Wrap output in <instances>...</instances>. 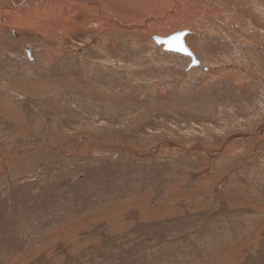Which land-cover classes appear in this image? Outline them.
Masks as SVG:
<instances>
[{
    "label": "rangeland",
    "instance_id": "1",
    "mask_svg": "<svg viewBox=\"0 0 264 264\" xmlns=\"http://www.w3.org/2000/svg\"><path fill=\"white\" fill-rule=\"evenodd\" d=\"M0 264H264V0H0Z\"/></svg>",
    "mask_w": 264,
    "mask_h": 264
},
{
    "label": "water",
    "instance_id": "2",
    "mask_svg": "<svg viewBox=\"0 0 264 264\" xmlns=\"http://www.w3.org/2000/svg\"><path fill=\"white\" fill-rule=\"evenodd\" d=\"M187 34V31H179L167 37L153 36L152 41L157 46L162 47L163 51L179 54L189 58L190 61L187 66V69H190L193 66H198L199 62L196 60L193 53L187 48L185 44L184 37Z\"/></svg>",
    "mask_w": 264,
    "mask_h": 264
}]
</instances>
